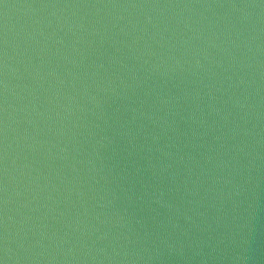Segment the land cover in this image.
Returning <instances> with one entry per match:
<instances>
[{
    "label": "water",
    "instance_id": "95a60500",
    "mask_svg": "<svg viewBox=\"0 0 264 264\" xmlns=\"http://www.w3.org/2000/svg\"><path fill=\"white\" fill-rule=\"evenodd\" d=\"M0 264H264V0H0Z\"/></svg>",
    "mask_w": 264,
    "mask_h": 264
}]
</instances>
